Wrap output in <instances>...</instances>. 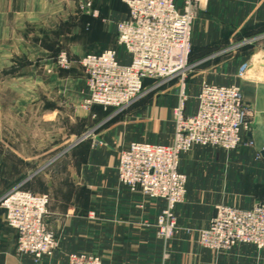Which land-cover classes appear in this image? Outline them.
<instances>
[{"label": "crops", "instance_id": "0c3cea01", "mask_svg": "<svg viewBox=\"0 0 264 264\" xmlns=\"http://www.w3.org/2000/svg\"><path fill=\"white\" fill-rule=\"evenodd\" d=\"M87 1L95 16L76 11L78 0H0V179L8 182L0 197L19 185L47 194L46 221L59 242L51 256L38 261L19 253L17 231L0 207V264H69L70 253L97 255L102 264H264V250L251 244L215 251L198 241L217 205L245 208L264 201L259 153L264 147V42L256 51V45L244 48L264 35V0H205L192 22L190 63L205 59L207 52L229 48L233 53L194 75L195 87L187 85L193 101L187 100L186 113L195 111L203 83L245 90L256 85L262 90L254 107L260 125L245 134L255 142L246 152L230 155L197 145L181 156L187 193L176 208L178 229L168 241L153 225L164 201L122 185L117 165L131 141L173 142L174 123L167 122L177 88H162L157 101L136 118L121 120L83 107L85 74L75 60L110 48L116 23L128 13L122 0ZM61 49L74 61L57 72L54 58ZM121 53L119 59L127 62L128 55ZM242 63L248 69L239 78ZM215 72L226 78H214ZM143 115L158 122L136 120Z\"/></svg>", "mask_w": 264, "mask_h": 264}, {"label": "built area", "instance_id": "2783aa9c", "mask_svg": "<svg viewBox=\"0 0 264 264\" xmlns=\"http://www.w3.org/2000/svg\"><path fill=\"white\" fill-rule=\"evenodd\" d=\"M127 16L116 23L119 46L128 61L122 62L113 49L85 54L80 59L86 81L84 104L121 109L144 91L146 80L163 83L181 77L178 102L173 109L174 139L171 144L131 141L120 152L117 176L122 185L164 201L153 225L156 235L168 241L178 226L176 208L187 193V175L180 159L194 145L220 147L230 151L251 146L249 107L239 86L203 83L193 113H186L185 75L190 68L191 28L198 8L205 0H122ZM264 37V35L262 36ZM249 42V41H248ZM58 64L69 68L62 52ZM248 69L242 63L237 76ZM49 196L16 186L0 197L7 225L17 231V251L36 261L51 256L59 242L47 225ZM203 247L223 251L234 245L251 244L264 250V201L250 207L220 204L208 225L198 232ZM69 264H102L97 255L70 253Z\"/></svg>", "mask_w": 264, "mask_h": 264}, {"label": "rangeland", "instance_id": "374dc122", "mask_svg": "<svg viewBox=\"0 0 264 264\" xmlns=\"http://www.w3.org/2000/svg\"><path fill=\"white\" fill-rule=\"evenodd\" d=\"M76 11L83 12V13H88V14H91V15H94V16L97 14L96 11L92 10V5H91L90 1H87V0H78V3L76 5ZM260 41L264 42V37H262V36L261 37L260 36L255 37L251 41L246 43L244 45V48H246L248 46L254 47L253 45H256V47H255L256 49L254 50V51H256L259 48L257 46L259 45ZM113 42H114V44L110 48H105L104 50L113 49V50H115L117 52L118 56H120L119 54H122L121 52H123V51L125 52V49L118 45L117 36L113 38ZM104 50H101V51H104ZM101 51H99V52H101ZM62 52H65L68 55L69 61H70V66L72 65V63L74 61L71 58V55L69 54V52L67 50L61 49L57 53L55 58H54V63H55L57 72L65 71V69H69L70 68V66H69V68L68 67L67 68H63V67H61L58 64V61H59L58 57H59V55ZM231 52L232 51H229V48H225V49H222L221 51L213 52V53L207 52V54H209L208 57H206L205 59L201 60L200 62L191 63L190 68H189V70L187 71V73L185 75V92L187 91V85L188 84H192V86L195 87L193 85V83H192V79H193L194 75H196V73L199 70L204 68L203 66L206 63H208L210 61L215 62L214 60H217V59H220V61H224L226 59H229L231 54L233 53V52L232 53ZM89 53H98V52H89ZM86 54H88V53H86ZM83 56H81L79 59L75 60V61H77V64L79 65V67L81 68L82 71H83V68L80 65V59ZM189 61H192V51H191V55H190ZM47 74H50V73L47 72ZM214 74H215L213 76L214 78L215 77L217 78L218 76L222 77V78H226L225 74L223 72L222 73L221 72L220 73L219 72H215ZM180 78L181 77L177 76V77H174V78H172V79H170L168 81H165L163 83H155L153 80L145 82L144 83V91L142 92V94L135 101H133L131 104H129L128 106H126L124 108H121V109H115V108H105L104 109L101 106L100 107L99 106H95L94 104L87 105V106L85 104H83L82 106L87 108V109H90V111L94 112L93 114L100 113L101 115H112L113 117L120 115L121 116V120L123 118H125L126 116H132V115H133L132 118H136L135 115H137V113H139V111L145 110L147 106H151V105H153V103H155L157 101V98H159L158 94H160V90L162 88H166L168 85L169 86L173 85V86H175L177 88V93H176V97H177L176 104H177L178 95H179ZM209 83L210 84H216L214 82H209ZM237 86L240 87L243 99H244L245 103L248 105V107L250 109V111H249V120H250V123H251L250 124L251 125V130H255L257 128V126L260 125V123L257 122L258 118L256 119L255 115H254L255 114V112H254L255 111L254 110L255 101L258 98V96L261 95L262 90L260 88H256L257 87L256 85H249V88L246 89V90H245V87L243 88L240 85H237ZM187 100L193 101V99L192 98L189 99V97L187 98ZM249 101H252V103L249 102ZM174 107H173V109H174ZM173 109H172V112H171V114H170V116L168 118V122H167L168 124H171L173 122ZM136 120H139V121H142V122L143 121L150 122L151 120H152V122L153 121L154 122H158L156 117L153 118L152 116H149V115L148 116H144L143 115L142 117L137 116ZM159 127H160V124H159ZM194 146H197V145H194ZM207 147L212 149V150H214V151L215 150H219V151L224 152V153L229 152L230 155H231L233 153H238L239 151L240 152L241 151H245L246 152L247 150L254 148L255 147V142L253 140V144L251 146L245 147V146L241 145L240 147H237V148L232 149L230 151H226V150H224V149H222L220 147H214V146H207ZM1 171H2V165L0 164V172ZM0 175H1V173H0ZM7 183H8L7 181L0 179V194L2 193L3 188H4V186H6ZM19 186L22 187L21 185H19Z\"/></svg>", "mask_w": 264, "mask_h": 264}, {"label": "water", "instance_id": "95a60500", "mask_svg": "<svg viewBox=\"0 0 264 264\" xmlns=\"http://www.w3.org/2000/svg\"><path fill=\"white\" fill-rule=\"evenodd\" d=\"M259 153H260L261 157L264 160V147L259 151Z\"/></svg>", "mask_w": 264, "mask_h": 264}]
</instances>
